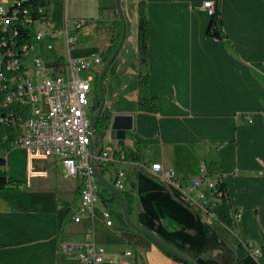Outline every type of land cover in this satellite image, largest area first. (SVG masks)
I'll return each instance as SVG.
<instances>
[{
  "label": "crops",
  "instance_id": "obj_1",
  "mask_svg": "<svg viewBox=\"0 0 264 264\" xmlns=\"http://www.w3.org/2000/svg\"><path fill=\"white\" fill-rule=\"evenodd\" d=\"M46 1V27L61 35L44 55L66 56L62 31L68 29L74 36L70 57L102 59L84 71L95 82L104 70L102 110L132 116V128L121 140L124 147L107 134L108 140L96 148L137 150L139 156L130 159L140 164L120 165L125 172L122 190L133 198L132 222L191 260L264 264V0H212L221 39L206 35L211 18L203 7L206 0ZM139 2L149 24L145 69L149 94L157 101L155 112L137 109V78L144 70L137 48ZM115 16L122 21L123 38L105 68L108 26ZM80 19L85 22L76 28ZM20 150L24 160L19 166L17 158L0 154L7 175L18 182L0 189V264H76L75 250L60 246L92 239L108 255L132 250L130 264H185L121 221L122 204L111 198L106 203L100 198L93 219L73 221L80 181L66 179L57 158L30 165L26 150ZM154 162L160 172L150 170ZM210 165L220 170L226 187V200L214 205L211 219L189 189V179ZM30 166L41 174L28 177ZM168 170L174 171L175 182L164 177ZM108 203L114 207H106ZM104 208L110 226L100 215ZM235 210L237 221L232 219ZM237 236L262 255L238 256Z\"/></svg>",
  "mask_w": 264,
  "mask_h": 264
},
{
  "label": "built area",
  "instance_id": "obj_2",
  "mask_svg": "<svg viewBox=\"0 0 264 264\" xmlns=\"http://www.w3.org/2000/svg\"><path fill=\"white\" fill-rule=\"evenodd\" d=\"M203 7L211 17L215 15L212 0L204 1ZM46 18V5L36 0H0V27H6V38H0V89H4V81L15 83V91L8 93V102L0 103V137L11 148L25 149L30 165L34 160L54 157L60 161L66 179L80 181V198L72 216L73 221L79 222L82 217L94 218L101 186L89 152L92 118L88 111L89 98L93 100L94 77L92 74L82 77L79 73L100 65L102 59L98 55L70 57L74 36L68 29L62 31L66 56L62 59L45 56L44 52L53 49V40L61 35L60 30L46 27ZM84 22L76 20L74 25L79 28ZM7 65H14V72H7ZM127 143L132 146V141ZM92 159L94 164L103 163L113 169V185L119 191L124 188L125 178L120 165L140 164L117 146L94 150ZM149 168L160 172L161 167L154 162ZM33 169L30 166L28 177L41 174ZM163 175L176 181L173 170ZM221 178L219 173L208 175L207 167L202 166L199 174L189 179V189L196 193L209 219L215 216L214 205L226 197V192L218 188ZM100 215L105 225L112 224L107 209H102ZM238 218L239 211L235 210L232 219ZM88 232L91 233L90 229ZM242 245L252 256L262 255L251 243L242 241ZM60 247L64 251L75 250L76 264H130L134 255L130 249L108 255L93 239Z\"/></svg>",
  "mask_w": 264,
  "mask_h": 264
},
{
  "label": "trees",
  "instance_id": "obj_3",
  "mask_svg": "<svg viewBox=\"0 0 264 264\" xmlns=\"http://www.w3.org/2000/svg\"><path fill=\"white\" fill-rule=\"evenodd\" d=\"M36 1H38L41 4L47 3L46 0H36ZM216 16L218 17V11L217 10L215 12V15H213L208 22V25L206 27V35L208 37H214L216 39H221L222 33L220 32L219 24H218V18H216ZM121 28H122L121 19L117 18L116 16L113 17V19L111 20V22L109 23V26H108L110 44L105 49L104 54H103V60H104L105 64H106L107 60L109 59V57L114 52V50H115V48L119 42L120 34H121ZM148 35H149V24H148V19H147V15H146L145 5L143 2H139V4H138V25H137V48H138V53H139V57H140V64L144 70L142 72H140V74L138 75V78H137V109L140 111H145V112H155L157 110V101H156L155 97H153L149 94V91H148V74H147V71L145 69L147 59H148ZM0 38H1V33H0ZM103 74H104V70H102L100 73H98L96 75L95 92H93V101H94L93 102V108L95 109V114H94L93 118L96 117L95 122H94V126H93L94 147H95L94 150L95 151L100 150V149L96 150V148H98L97 147L98 141L101 143L99 135H100V132L102 130V125L104 123L103 110H101L102 112L99 115H97V111H98L100 105L102 104V89H101V85L99 84V81H100L99 79L101 77V81H102ZM118 143L121 144L122 147H124L123 141L120 140ZM0 148L10 149L11 147H10L8 141L2 140V138L0 137ZM136 151L137 150L135 148L125 150L128 158H132V157L137 158V156H139V155L137 154ZM96 164L98 166V170L102 173V175L107 176V171L109 170V166L106 164H103V163H96ZM4 165H5V159L2 156H0V189L8 186L10 183H18L16 181H11V179L7 175V171L4 169ZM207 170H208V175H213L216 173H219L221 175L220 170L218 168L214 167L213 165H210L207 168ZM221 177H222V175H221ZM107 179L112 184L114 183V175L113 174L110 176H107ZM100 185H101L100 186L101 200L106 203L111 198L112 201L118 203L121 206L120 200L117 197H115V195L108 188L104 187L101 183H100ZM81 188H82V186L78 185V187L76 189V192L78 193L79 198H80ZM218 188H220L226 192L225 182H224L223 178H221V180L218 182ZM121 193H122V195H123V197L127 203L129 215H130L132 212V202H133L132 201L133 200L132 194L127 192V191H123V190H121ZM225 200H226V197H224L222 201H225ZM233 230H235V229L233 228ZM239 238L240 237L237 236V241H236L238 256H240L243 253H248V251L243 247L242 241ZM159 248L166 255L170 256L171 258L178 260V261H181L177 257H175L172 253L167 251L166 249H164L162 247H159ZM181 262H183V261H181Z\"/></svg>",
  "mask_w": 264,
  "mask_h": 264
},
{
  "label": "water",
  "instance_id": "obj_4",
  "mask_svg": "<svg viewBox=\"0 0 264 264\" xmlns=\"http://www.w3.org/2000/svg\"><path fill=\"white\" fill-rule=\"evenodd\" d=\"M215 10H217L216 5H215ZM122 38H123V34L121 35V39H120L119 43L117 44L114 52L112 53V55L107 60L105 67L112 61L113 57L115 56L116 52L118 51V49L121 45V42H122ZM99 80H100L99 84L101 85V77ZM101 110H102V104L100 105V107L97 111V115H99L101 113ZM103 115H104V123L102 125V130H101L100 135H99L100 140H102V138L106 134H108L113 139L123 140L126 136V132L132 128V116L130 114H127V113H116V114L111 115V114L107 113L106 110L103 111ZM95 119H96V117H94L91 121L92 129L90 130L91 136H90V141H89L90 163H91L93 172L96 175V177L98 178V180L100 181V183L104 187L108 188L115 195V197H117L120 200V202L122 204V209H123V217H124V220L127 223V225L131 229H134L137 232L145 235L155 245L166 249L167 251L172 253L175 257H177L179 260L183 261L186 264H218V262H216L215 260H212V259L197 258L195 260H191L188 257H186L184 254H182L181 252L176 250L174 247H172L171 245H169L168 243H166L165 241H163L162 239L157 237L152 232H150L144 228H141L132 222V220L130 219L127 203H126L122 193L119 190H117L114 187V185L106 177H104L102 175V173L98 170V166L96 164H94V162H93L92 154L94 151V136L92 135V132H93V126H94ZM100 193H101V191H100ZM100 198H101V196H100Z\"/></svg>",
  "mask_w": 264,
  "mask_h": 264
},
{
  "label": "rangeland",
  "instance_id": "obj_5",
  "mask_svg": "<svg viewBox=\"0 0 264 264\" xmlns=\"http://www.w3.org/2000/svg\"><path fill=\"white\" fill-rule=\"evenodd\" d=\"M90 71V70H89ZM80 76H82V77H85L86 76V74H87V72H84V71H81L80 73ZM94 81L92 82V84H91V87H92V91L93 92H95V85H94ZM89 111H88V116H89V118H93V116H94V114H95V109L93 108V100H92V98L90 97L89 98ZM108 140V136H107V134L102 138V140H101V143L98 141V144H97V147L99 148L100 147V145H104V143L106 142ZM20 152H22L21 150H20V147H18V146H15V147H12V148H10V149H5V148H0V154L2 155V156H5L6 155V153L8 154V156H9V160L10 159H12V158H17L18 159V166L21 164V161H23L24 160V156H23V154H20ZM57 169L58 170H60L61 169V164L58 162L57 163ZM113 174V169L109 166V170L107 171V175L108 176H110V175H112ZM221 202L222 201H218V203H219V205H221ZM108 206V208H112V207H114V205H110L109 203L108 204H106V207ZM110 206V207H109ZM118 217H119V219H121V221L124 219V217H123V214L121 215V214H118ZM123 218V219H122Z\"/></svg>",
  "mask_w": 264,
  "mask_h": 264
},
{
  "label": "bare ground",
  "instance_id": "obj_6",
  "mask_svg": "<svg viewBox=\"0 0 264 264\" xmlns=\"http://www.w3.org/2000/svg\"><path fill=\"white\" fill-rule=\"evenodd\" d=\"M1 38H6V27H0ZM7 72H14V65H7ZM15 91L13 81H4V89H0V103L8 102V93Z\"/></svg>",
  "mask_w": 264,
  "mask_h": 264
},
{
  "label": "flooded vegetation",
  "instance_id": "obj_7",
  "mask_svg": "<svg viewBox=\"0 0 264 264\" xmlns=\"http://www.w3.org/2000/svg\"><path fill=\"white\" fill-rule=\"evenodd\" d=\"M104 111V110H103ZM102 112V111H101Z\"/></svg>",
  "mask_w": 264,
  "mask_h": 264
}]
</instances>
